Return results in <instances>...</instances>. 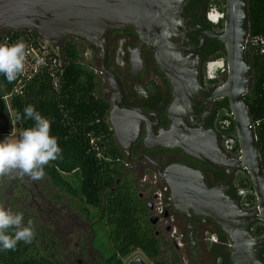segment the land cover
I'll return each mask as SVG.
<instances>
[{"label": "flooded vegetation", "instance_id": "af4514ba", "mask_svg": "<svg viewBox=\"0 0 264 264\" xmlns=\"http://www.w3.org/2000/svg\"><path fill=\"white\" fill-rule=\"evenodd\" d=\"M219 4H223L224 8V0H183L180 16L183 23L181 44L185 47L184 55L191 54V48L198 46L201 33L212 30L218 34L223 30V27L213 26L210 21L212 18L209 20L207 17L212 6L220 9ZM217 23L223 25L224 18ZM75 40L80 52L78 61L86 66L93 79V88L87 95L88 101L101 100L106 106L103 119L106 133L91 136V150L101 167H118L120 171L114 186L103 192V202L108 192H134L137 200L134 217L140 227L138 230L141 234L152 235L150 242L147 240L144 244L147 249L157 250L156 255H150L141 246L131 247L121 260H127L126 264H131L135 258H140L143 264H233L230 257L231 242L220 226L209 217L193 212L191 216L177 209L170 187L163 177L168 167L180 164L200 170L211 187L223 184L228 179L225 170L215 168L181 148L161 143L172 124L169 109L174 98L170 81L159 68L154 52L144 44L133 27L113 29L108 35L106 69H103L99 48L80 38L76 37ZM219 43L207 38L205 45L198 51L202 98L194 105L195 115L187 123L190 128H197V123L203 117L205 129L213 128L218 132L220 128L224 98L215 99L212 103L209 98L212 91L223 82V76L219 78L208 73L209 62L219 59H213L217 51L222 49L220 44H223ZM60 56L62 64L61 52ZM4 98L0 96V100ZM9 118L14 121L10 107L5 110L0 103V136L11 135L4 125L1 126L9 124ZM14 124L21 132L16 121ZM74 172L79 173L80 183L78 188L71 185L79 191V170L62 173V176L67 180L65 174ZM244 173V170L234 171L232 186L227 194L245 209L243 190L236 183ZM18 180L16 177L10 180V193ZM47 184L46 176L38 184L33 180L30 183L33 190L37 191L38 198L43 200L44 206H47L49 199L45 194ZM54 192L57 194L53 208L57 221L56 232L62 243L68 236L76 238L73 246L78 264L88 262L82 252L97 250L103 256L93 244L96 221L105 225L108 235L101 208L87 204L82 196L73 197L58 188Z\"/></svg>", "mask_w": 264, "mask_h": 264}, {"label": "water", "instance_id": "95a60500", "mask_svg": "<svg viewBox=\"0 0 264 264\" xmlns=\"http://www.w3.org/2000/svg\"><path fill=\"white\" fill-rule=\"evenodd\" d=\"M249 3L250 0H224L223 30L218 34L212 30L201 33L198 46L191 48V54L184 55L180 16L183 0H0V37L10 30L35 31L63 53L66 41L74 36L99 48L103 69H106L110 31L135 29L154 52L173 90L169 109L172 124L161 143L181 148L225 170L228 176L225 183L211 187L198 169L180 164L168 167L163 177L174 205L191 216L193 212L218 224L231 242L233 264H264L259 257L264 237H255L248 229L256 220L264 225V169L254 121L244 100L254 86L251 54L245 48L250 35ZM207 38L219 41L224 47L227 72L223 82L212 91L209 102L226 98L239 145L237 157L223 151L221 136L215 129L204 128V117L197 128L187 125L195 115L194 105L202 98L198 51ZM235 170H244L249 177L256 199L252 209L242 208L227 194ZM131 264L143 262L135 258Z\"/></svg>", "mask_w": 264, "mask_h": 264}, {"label": "trees", "instance_id": "16d2710c", "mask_svg": "<svg viewBox=\"0 0 264 264\" xmlns=\"http://www.w3.org/2000/svg\"><path fill=\"white\" fill-rule=\"evenodd\" d=\"M219 10L224 13L223 4ZM222 28V23H211ZM250 34L264 33V0H250L249 3ZM76 37L72 36L66 42L62 53V64L59 72L52 74L49 65L43 64L31 76L19 75L9 83L0 74V96L7 99L5 110L10 107L13 117L16 113L23 114L28 105H33L41 115L51 122L50 135L56 137L61 149L58 159L50 161L45 167L48 178V189L45 194L49 198L47 206L40 200L30 185L31 179L20 177L14 183L12 192L6 191L10 186L7 177H0V206L10 209L13 213H22L24 223L33 221L35 236L31 243L20 241L14 250L0 249V264H78L71 251H64L62 241L56 232L57 221L54 217L56 188L64 194L75 197L82 196L87 204L99 206L104 214L108 227V236L112 253L107 257L98 254L97 250L82 252L90 264H122L123 257L130 248L141 246L150 255H156L157 250L147 249L144 242L151 240L152 235L140 233L137 219L134 217V192L123 193L121 190L108 192L103 202V192L114 186L120 175L118 167H101L90 147L91 136L106 133L104 114L106 106L103 101H88V93L93 88V79L85 65L78 59L80 52L76 48ZM22 39L27 48L32 41L39 39L35 31L10 30L0 37V44L9 46ZM35 43V42H33ZM220 44V43H219ZM213 57L225 60L223 46ZM254 86L244 100L252 115L258 149L264 169V55L251 54ZM220 119L230 120L229 134L234 138L235 127L228 109L226 98L223 99ZM21 130L34 126V121L16 122ZM221 137L225 131L218 129ZM236 147L239 148L236 140ZM79 170L81 174L80 190L77 191L71 183L64 179L62 173ZM37 184L38 181H34ZM239 189L243 190V205L252 209L256 205L255 195L249 177L245 171L236 181ZM248 229L255 237H264V225L256 220L249 224ZM11 231V230H9ZM259 257L264 262V245L259 251ZM86 263V264H87ZM84 264V262H83Z\"/></svg>", "mask_w": 264, "mask_h": 264}, {"label": "clouds", "instance_id": "9594fccd", "mask_svg": "<svg viewBox=\"0 0 264 264\" xmlns=\"http://www.w3.org/2000/svg\"><path fill=\"white\" fill-rule=\"evenodd\" d=\"M26 57L27 45L22 39L11 46L0 44V74L9 83L15 81L24 71ZM13 119L16 122L31 120L34 126L23 129L17 139L8 136L0 141V177L27 176L33 181L42 180L44 167L61 153L56 137L50 135L51 122L33 105L26 106L23 114L16 113ZM34 236L32 220L25 224L22 213L0 206V249L14 250L18 242L31 243Z\"/></svg>", "mask_w": 264, "mask_h": 264}, {"label": "built area", "instance_id": "2783aa9c", "mask_svg": "<svg viewBox=\"0 0 264 264\" xmlns=\"http://www.w3.org/2000/svg\"><path fill=\"white\" fill-rule=\"evenodd\" d=\"M212 14H216L218 20L215 22L211 21L209 18ZM208 19L212 23H217L220 19L224 18V13L216 10L215 12L209 11L207 14ZM35 42V43H33ZM245 48H248L250 54L254 55H264V33L250 34L245 41ZM60 52L56 47H53L49 42L43 40L39 37L37 40H33L27 48V57L25 60V67L22 75L31 76L32 73L37 72L43 64H48L51 73L57 74L59 72ZM220 64L216 75L224 76L227 72V65L223 58L217 60ZM262 91L264 94V83L262 85ZM230 120L225 118L220 122V129L225 131V135L221 141V147L223 151L229 155L237 157L239 155V148L236 147V138L229 134Z\"/></svg>", "mask_w": 264, "mask_h": 264}, {"label": "rangeland", "instance_id": "374dc122", "mask_svg": "<svg viewBox=\"0 0 264 264\" xmlns=\"http://www.w3.org/2000/svg\"><path fill=\"white\" fill-rule=\"evenodd\" d=\"M216 10H217V8L215 6H212L209 9V11H213V12H215ZM213 16H215V15H212V17ZM217 60H219V59H217ZM217 60H214L215 62L214 61H210L209 62V64H208V73L209 74L214 75L216 73V68L220 64L219 62H217ZM217 77L221 78L222 75H219L218 74ZM0 103L2 105H7V99L4 98V100H0ZM8 123L9 124H6V123L5 124H2L1 126L4 125L8 129L7 131H10L11 135L9 136V138L17 139V136L20 134V132L15 127L14 121L11 118H9ZM5 137H6L5 134H2V136H0V141H3L5 139ZM65 175L67 176L65 178L68 181H70V183L73 186H75L77 188L79 187L80 177H79V173L78 172H74V173H71L69 175L68 174H65ZM16 178L17 179L18 178L20 179V177H18V176H16ZM10 180L11 179L8 178V181L9 182H10ZM8 189H9V187L7 188L6 191H8ZM36 193H37V191H36ZM243 204L245 205L246 203H243ZM93 230H94L93 231L94 232V241H93L94 246L101 252V254L103 256L110 255L112 253V248H111V245L109 243V238H108V235H107V230H106L105 225L102 222H100V221L99 222L96 221V224L94 225ZM65 241H67V244L65 243ZM65 241L62 243L63 246H64L63 247L64 251H71V252L75 253L76 252V249L74 248L73 244L75 243L76 238L75 237H69L68 236V238H66ZM74 259L77 261V258H74ZM122 263L123 264H126L127 263V260H125V259L122 258Z\"/></svg>", "mask_w": 264, "mask_h": 264}, {"label": "bare ground", "instance_id": "6f19581e", "mask_svg": "<svg viewBox=\"0 0 264 264\" xmlns=\"http://www.w3.org/2000/svg\"><path fill=\"white\" fill-rule=\"evenodd\" d=\"M212 15H215V16H213V17H212ZM212 15L210 16V19L212 18L214 21H213L212 19H211V21L215 22L216 20H218V18H217V15H216V14H212Z\"/></svg>", "mask_w": 264, "mask_h": 264}]
</instances>
